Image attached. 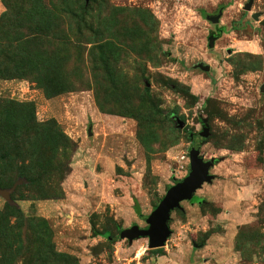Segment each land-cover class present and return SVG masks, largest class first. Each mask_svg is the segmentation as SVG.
<instances>
[{"label":"rangeland","instance_id":"obj_1","mask_svg":"<svg viewBox=\"0 0 264 264\" xmlns=\"http://www.w3.org/2000/svg\"><path fill=\"white\" fill-rule=\"evenodd\" d=\"M248 4L0 0V189L18 183L0 264H264V0ZM196 144L210 182L163 247L129 242Z\"/></svg>","mask_w":264,"mask_h":264},{"label":"water","instance_id":"obj_2","mask_svg":"<svg viewBox=\"0 0 264 264\" xmlns=\"http://www.w3.org/2000/svg\"><path fill=\"white\" fill-rule=\"evenodd\" d=\"M252 4V0H249V4L246 9L249 10ZM208 20L212 23L219 22V16L208 17ZM210 46L213 45V39H210ZM208 68H205L207 71ZM177 126L179 128L184 127V122L177 120ZM88 135L91 136V127L88 129ZM209 135L208 129H205L201 137L206 139ZM200 144L192 146L190 149V174L182 182L177 183L171 187L162 199L156 209L146 218L147 228L141 229L134 226L130 229L123 230L122 236L129 242H133L139 238L148 239L149 249H158L165 245L167 239L171 235L169 228V220L171 219V213L180 207V203L183 201H190L195 192L202 187L205 182H210L211 176L209 170L213 164V161L204 162L200 157ZM18 183H16L10 189H0V197L8 204H12L11 194L14 192ZM109 245V242L100 244L95 248V253H100L104 248Z\"/></svg>","mask_w":264,"mask_h":264},{"label":"trees","instance_id":"obj_3","mask_svg":"<svg viewBox=\"0 0 264 264\" xmlns=\"http://www.w3.org/2000/svg\"><path fill=\"white\" fill-rule=\"evenodd\" d=\"M7 71H8V68H5L3 70H0V73L5 74ZM4 110H6V108H2V111H4ZM2 111H0V112H2ZM9 114H10V118H12V116H14L13 111H10ZM2 125L4 126V123ZM3 133H5V131L3 129H0V140H2L4 137ZM7 133H8V135H11V133H12L11 139L8 137L6 140L7 143H9L7 146L11 145V151L13 154H19L21 152L22 147L24 146V143L21 142L23 140L22 136H20V134L18 133V130L10 131ZM20 177L23 178L24 175H21ZM13 209H14L15 213L19 212V210L17 208L16 209L13 208ZM102 236H104L106 238H110V240H114V238H112L110 236V234L107 232H105Z\"/></svg>","mask_w":264,"mask_h":264}]
</instances>
